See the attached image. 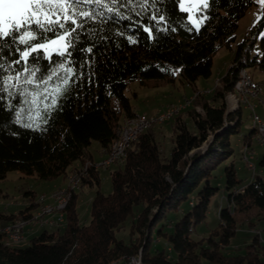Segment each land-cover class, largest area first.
Listing matches in <instances>:
<instances>
[{"label": "trees", "instance_id": "1", "mask_svg": "<svg viewBox=\"0 0 264 264\" xmlns=\"http://www.w3.org/2000/svg\"><path fill=\"white\" fill-rule=\"evenodd\" d=\"M255 2L208 0V7L198 12L200 26L180 7V0H99L81 6L93 18L74 15L82 27L71 20L65 23L69 34L66 47L59 50L65 57L59 51H41L51 59L33 64L29 58L27 65L21 62L6 73H22L20 91L27 94L20 95L15 88L11 97L0 92V180L11 170L25 177L55 179L67 176L76 161L94 159L92 142L108 148L122 119L136 114L127 93L131 81L171 82L178 76L192 86L209 77L215 53L222 47L232 49L239 20ZM62 34L64 29H57L44 36L51 40ZM259 38L260 53L251 57ZM57 61L64 62V69ZM0 63L7 66L9 58ZM251 64L264 69V7L238 42L227 72L210 92L196 96L191 106L169 121L174 132L169 156L163 154L159 131L148 127L131 142L124 162L110 169L112 192L101 189L103 169L91 167L83 177V186L95 188L88 222L80 220L75 192L65 210L64 226L43 228L24 246L9 243L0 232V264H110L138 256L143 264H264L259 234L252 236L243 253L224 249L238 230L233 213L254 207L264 210V176L258 173L244 183L233 162L225 168L229 205L218 210L223 231L193 237L196 226L207 221L220 189L218 173L234 154V135L247 123L245 108L227 110L225 96L235 89L240 69ZM25 67L38 68L37 78L55 70L47 99L37 96V103H31L35 84L24 83ZM57 88L63 91L57 94ZM53 98L56 105L51 104ZM253 135L255 126L243 137L251 150ZM204 144L205 150L197 152ZM259 168L264 171V154ZM23 195L29 202L16 213L0 211V220L30 217L37 210L36 191L27 189ZM129 218V237L121 238L118 231Z\"/></svg>", "mask_w": 264, "mask_h": 264}, {"label": "rangeland", "instance_id": "2", "mask_svg": "<svg viewBox=\"0 0 264 264\" xmlns=\"http://www.w3.org/2000/svg\"><path fill=\"white\" fill-rule=\"evenodd\" d=\"M207 1L208 0H180V7L181 5H183V8H181L183 10L187 9L185 11L189 13L191 21L196 26H200L202 17L198 16V12L202 10L203 5L207 3ZM263 7L264 0H256V2L247 9L245 15L239 20L236 37L234 42H232V49L227 47L220 48L215 53L213 58L212 74L209 77L199 78L195 85L191 86L188 83L183 82L178 76L175 81L171 82H166L163 80H149L145 83H142L139 79L131 81L127 93L131 97V101L136 113H151L156 111L158 108H162L167 103L179 102V100H183L185 95L192 96L195 93H199L201 90H205L208 88L212 89L215 86V83L218 81L217 78L222 77L227 72L229 66L232 63L238 42H240L244 38L246 31L261 16ZM66 36L67 35H65L64 39L60 40L56 45H52L49 49L48 54L53 51L64 49L66 47ZM54 39H57V37H55ZM259 53L260 38L255 41L251 48V57H254ZM245 68L248 76L253 81L260 82L264 80V69H262L258 64H251L246 66ZM134 92H136V95L134 94ZM229 94L230 93H227L225 96L227 110H235L242 106L240 104L238 105V103L236 102L237 100ZM198 95L199 94H196V96ZM260 97L264 98V89L260 92V96H258L257 98H253V102L259 103ZM260 108L261 106H259L258 104L255 109L258 115H260L261 112ZM196 109L198 111H201L202 107L197 105ZM244 117L246 118L247 123L244 125L241 133L234 135V154L220 168V171L218 173L219 181L221 184L220 189L211 202L207 221L199 223L196 226L193 233V237L195 239L209 236L210 233H212L216 229L219 232L223 231V228L219 226L220 219L218 210L221 207H227L229 205L227 198L229 191L225 186L226 166H230L233 162V165L237 170L238 177L243 179L244 183L252 180L258 173H261L264 176V171L260 172L261 170L259 168V161L264 154V144L258 142L256 135L252 136V148L254 152L252 161L255 164V167H249L248 162L244 159L245 153L243 151V148L245 146L243 137L245 134L250 132V125L248 124H252L253 122L252 110L246 107L244 109ZM153 126H155V128L159 131L157 138L161 143V148L163 150L164 156H169L172 147V138L174 136L171 122L159 123ZM205 147L206 144H204L199 150H197V152H203L205 150ZM100 148L101 146L97 141H93L89 146L90 151L96 157H98V150ZM111 168L112 166L109 168H103L102 171L101 189L106 193L112 192L113 190L110 175ZM64 178V176H59L55 179L49 180L36 179L33 176L25 177L21 172H18L16 170L9 171L7 177L0 180V211L14 212L15 210H19L23 206H25L29 202V199L23 195V191L27 189L32 188L36 191L37 200L43 193H46L48 194V196H50V194L52 193L51 191H54L55 185H57L58 182H64ZM66 183L67 179H65V184ZM75 192L79 193L77 206L80 220L81 222L86 223L90 220V205L91 199L95 194V188H90L86 185L83 186L82 184L80 188H78ZM139 211L140 208H137L136 215L139 214ZM233 215L238 221V230L236 234L230 239L229 244L224 248L227 253L245 252L247 249V245L251 243L252 236L254 234H259L261 236V240L264 242V210L258 207H254L248 212H235L233 213ZM131 220L132 218H129L124 227L118 231L119 237L128 239ZM0 221L5 222L4 219H1ZM43 228L46 227L41 225L28 224L25 227V231H27V229H36V234H38ZM25 231L24 238L15 244L19 243V245L24 246L29 243L31 238L25 236ZM135 258L136 257L131 258V264H143L142 260ZM125 262H127V260L120 259L110 264H124Z\"/></svg>", "mask_w": 264, "mask_h": 264}, {"label": "snow or ice", "instance_id": "3", "mask_svg": "<svg viewBox=\"0 0 264 264\" xmlns=\"http://www.w3.org/2000/svg\"><path fill=\"white\" fill-rule=\"evenodd\" d=\"M91 2L99 3V0H0V59L9 58L7 66L0 63V92H6L11 97L13 95L11 89L15 88L20 95H26L27 90L20 91L23 88V85L19 83L22 73L18 72L15 75H6V73L14 71V66L21 62L27 65L29 58L33 64H38L44 58L51 59L50 56H42L41 51L48 53L52 45H56L64 39L65 35L69 34V29L65 28V23L69 20L77 27H82V24H77L76 19L73 18L74 15H79L85 20L92 19L91 13L80 10L81 6ZM181 7L183 8V5ZM203 7L207 8L208 4L205 3ZM61 18L64 20L63 23ZM57 29H64V34L59 35L54 40L45 38V33L53 32L56 34ZM71 31H75V29L73 28ZM33 41L38 42L33 43ZM20 45L25 47L21 49ZM17 52L19 55L12 59L13 54ZM59 55L65 57V52L59 51ZM68 55L71 54L68 53ZM56 63L59 64L60 69H64L63 61ZM38 71V68L29 69L25 67L23 69V72L27 73V76L24 77V83L35 84L32 104L37 103V96H44L47 99L45 93L48 82L56 75L55 70L52 69L49 73H42L37 78L36 73ZM68 82V79L65 78L64 84L67 85ZM41 85H44L43 89ZM61 91L63 90L57 88V94H60ZM25 102L27 103V100ZM56 103L57 100L53 98L51 104L56 105ZM47 107L48 105H45V111H47Z\"/></svg>", "mask_w": 264, "mask_h": 264}, {"label": "bare ground", "instance_id": "4", "mask_svg": "<svg viewBox=\"0 0 264 264\" xmlns=\"http://www.w3.org/2000/svg\"><path fill=\"white\" fill-rule=\"evenodd\" d=\"M245 58V57H243ZM247 73L246 68L242 67L239 72V78L236 81L235 89L231 92H229L230 96H232L234 99H236L238 105H242L244 108H246V102L248 101V93L244 92L243 84V74ZM255 82V81H253ZM211 89H205L201 90L199 93H195L192 96L189 97V102H183V100H179V102H170L166 105H176L179 106L178 110L174 112V117L182 112L186 107H189L193 104V100L196 96V94H207L210 92ZM257 98V93H250V100H253V98ZM258 105H255V109ZM248 109H251L250 107H247ZM255 113L256 110H255ZM160 115H171V107L170 106H163L160 109ZM135 116H127L122 119V122L120 126L117 128L116 136L110 146L108 148H102L101 151V157L99 159H85V160H78L76 161L70 168L66 179L67 183L64 186H59L54 191H51L50 196L48 194L43 193L38 199V209L30 216L25 217L22 215H18L14 218V220L7 225H1L0 224V232H4L8 237L9 243H17L21 241L24 238V231L25 227L28 224L31 225H41L45 226L46 228H51V222H66V213L65 210L70 202V199L73 195V193L80 188L83 182V177L88 173L89 169L91 167L99 166L98 169L103 168H109L113 165L119 164L124 162L125 157L127 155V149L131 145V142L137 138V136L147 129L150 126H153L155 124L159 123H167L171 121L170 119H161L154 122H144L141 125V132L136 133L131 140L126 141V131L125 126L128 124L129 121H134ZM173 117V118H174ZM253 122L252 126L256 127V133L261 127V120L257 117H252ZM124 146L123 154L116 153V149L119 146ZM246 146L243 148V151L246 152ZM255 167V164L253 163V168ZM66 194V195H65ZM65 196V197H64ZM50 198V199H49ZM62 225H56L52 229H56L57 227H61ZM135 259H140L141 257L138 256ZM134 259V260H135ZM130 261L125 262L124 264H131ZM130 262V263H129Z\"/></svg>", "mask_w": 264, "mask_h": 264}, {"label": "built area", "instance_id": "5", "mask_svg": "<svg viewBox=\"0 0 264 264\" xmlns=\"http://www.w3.org/2000/svg\"><path fill=\"white\" fill-rule=\"evenodd\" d=\"M244 92L248 93V101L246 102V107L252 108V117H257L261 120V127L256 133V137L259 143L264 144V116L258 115L255 113V105L258 104H264V99L259 100V103H254L253 100H250V93H257V97L259 96L260 92L264 89V80L260 82H253V80L248 76V73L243 74V84ZM189 97H184L183 102H189ZM171 107V115H160V109L153 114L148 113H136L134 121H129L128 124L125 126L126 131V138L125 143L128 140H131V138L136 134L141 132V125L144 122H154L161 119H173L174 112L178 110L179 106L176 105H165ZM119 146L116 149V153L123 154L124 146ZM244 159L248 162L249 167L253 168V150L246 148V152H244ZM99 166H95L94 168L98 169ZM66 195V194H65ZM65 197V196H64ZM56 225H65V222H51V228L52 229ZM42 228V227H41Z\"/></svg>", "mask_w": 264, "mask_h": 264}, {"label": "crops", "instance_id": "6", "mask_svg": "<svg viewBox=\"0 0 264 264\" xmlns=\"http://www.w3.org/2000/svg\"><path fill=\"white\" fill-rule=\"evenodd\" d=\"M217 79H219V78H217ZM259 96H260V94H259ZM261 99H264V98H262V97H260ZM259 106H261V112H260V115L261 116H264V104H259ZM159 109H161V108H158L156 111H154V112H151V113H148V114H153V113H156ZM145 113H147V112H145ZM248 125H250V128L252 127V124L250 123V124H248ZM101 149H102V147L98 150V157H96L95 155H93V158H95V159H98V158H100L101 157ZM243 158V157H242ZM260 172H263L262 170L260 171ZM65 178H64V182H58L57 183V185H55V188L54 189H56L57 187H59V186H64L65 185V179H66V175L64 176ZM14 205V204H13ZM8 210V209H7ZM18 210H15L14 212L16 213ZM11 221L10 220H5V222L4 221H0V224L1 225H7L8 223H10ZM26 230V229H25ZM36 229H27V231H25V236L26 237H29V238H31L34 234H36L37 233V231H35Z\"/></svg>", "mask_w": 264, "mask_h": 264}]
</instances>
